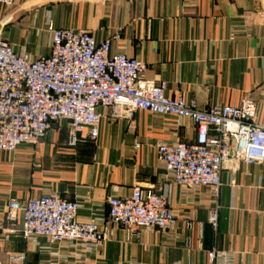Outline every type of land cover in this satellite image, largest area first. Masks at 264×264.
Masks as SVG:
<instances>
[{"label": "crops", "instance_id": "obj_1", "mask_svg": "<svg viewBox=\"0 0 264 264\" xmlns=\"http://www.w3.org/2000/svg\"><path fill=\"white\" fill-rule=\"evenodd\" d=\"M90 32L97 40L121 38L113 53L147 66L146 76L168 83V95L193 101L200 110L257 103L264 125V0H16L0 4V36L22 53L47 55L49 26ZM103 116L96 142L66 146L62 120L35 146L0 151V263L12 264H210L208 251H230L236 264H264V166L225 162L216 198L219 223L208 222L213 197L205 188L186 192L164 180L157 161L160 142H189L197 126L174 115L137 110L129 118ZM166 195L177 224L165 233L133 237L104 222L105 242L86 259L40 237L26 241L10 234L5 220L11 198L46 195L80 200V221L106 219L111 195L130 196L135 186ZM188 223L191 226H188ZM20 224L17 229H20ZM48 247L49 249H44Z\"/></svg>", "mask_w": 264, "mask_h": 264}, {"label": "built area", "instance_id": "obj_2", "mask_svg": "<svg viewBox=\"0 0 264 264\" xmlns=\"http://www.w3.org/2000/svg\"><path fill=\"white\" fill-rule=\"evenodd\" d=\"M15 1L0 0V4L12 6ZM48 30L50 51L39 57L16 51L0 36V151L14 153L22 146H35L62 120L67 122L68 148L96 142L102 107L114 119L129 118L137 110L189 118L197 126L195 139L160 142L157 161L164 180L186 192L209 191L215 200L208 222L216 230L220 211L216 198L225 162L264 166V125L257 121L256 101L245 97L238 105L200 110L193 101L170 97L168 83L148 78L147 66L139 59L113 53L112 43L121 38L119 33L97 40L84 30L53 25ZM107 205L106 219L80 221L83 201L56 194L26 201L11 198L5 211L7 239L13 233L26 241L45 237L50 244L86 259L106 240L104 222L137 238L146 231L165 233L177 224L166 195L139 185L130 196H109ZM207 256L210 264H236L230 251L212 249ZM24 260V254L10 255L8 264Z\"/></svg>", "mask_w": 264, "mask_h": 264}]
</instances>
